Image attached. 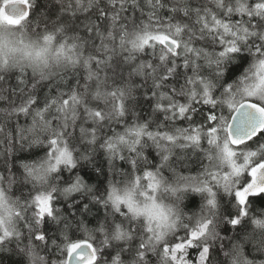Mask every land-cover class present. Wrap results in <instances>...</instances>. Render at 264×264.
I'll use <instances>...</instances> for the list:
<instances>
[{
  "label": "clouds",
  "instance_id": "1",
  "mask_svg": "<svg viewBox=\"0 0 264 264\" xmlns=\"http://www.w3.org/2000/svg\"><path fill=\"white\" fill-rule=\"evenodd\" d=\"M0 264H264V0H0Z\"/></svg>",
  "mask_w": 264,
  "mask_h": 264
},
{
  "label": "trees",
  "instance_id": "2",
  "mask_svg": "<svg viewBox=\"0 0 264 264\" xmlns=\"http://www.w3.org/2000/svg\"><path fill=\"white\" fill-rule=\"evenodd\" d=\"M234 71H235V70H234ZM192 203L194 204V203H195V200H193Z\"/></svg>",
  "mask_w": 264,
  "mask_h": 264
}]
</instances>
